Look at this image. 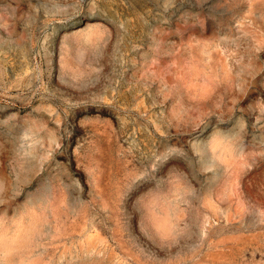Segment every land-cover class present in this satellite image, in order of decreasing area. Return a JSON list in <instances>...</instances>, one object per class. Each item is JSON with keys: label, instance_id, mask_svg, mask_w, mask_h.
<instances>
[{"label": "rangeland", "instance_id": "1", "mask_svg": "<svg viewBox=\"0 0 264 264\" xmlns=\"http://www.w3.org/2000/svg\"><path fill=\"white\" fill-rule=\"evenodd\" d=\"M0 264H264V0H0Z\"/></svg>", "mask_w": 264, "mask_h": 264}]
</instances>
